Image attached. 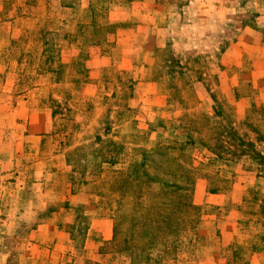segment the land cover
I'll return each instance as SVG.
<instances>
[{"label":"rangeland","instance_id":"obj_1","mask_svg":"<svg viewBox=\"0 0 264 264\" xmlns=\"http://www.w3.org/2000/svg\"><path fill=\"white\" fill-rule=\"evenodd\" d=\"M0 140L31 264H264V0H0Z\"/></svg>","mask_w":264,"mask_h":264},{"label":"crops","instance_id":"obj_2","mask_svg":"<svg viewBox=\"0 0 264 264\" xmlns=\"http://www.w3.org/2000/svg\"><path fill=\"white\" fill-rule=\"evenodd\" d=\"M44 128L48 130L49 123H45ZM1 147L0 140V149ZM34 147L36 148L35 144L33 150ZM19 151L18 148L8 151V156L5 157L0 153V264H5L6 258L14 257L18 258L17 264H31V259L36 257L37 247L41 246L38 241L43 243L48 237L56 236L50 224L53 215L49 214L41 220L44 221L43 229L35 231L36 235L34 233L28 235L27 240H24L27 247L23 252L21 250L22 239L17 228L30 221H37L38 207L43 204L47 206V200L51 201L50 195L55 190L49 181L52 180L54 169H51L47 162L38 161L40 158L37 157L35 150L27 156V159ZM65 191L61 190L62 199L65 198ZM42 193L43 198L39 196ZM46 227H49L48 230ZM42 232L44 237L40 235ZM49 252L47 249V255ZM61 254H58L55 264H63V261H59Z\"/></svg>","mask_w":264,"mask_h":264}]
</instances>
